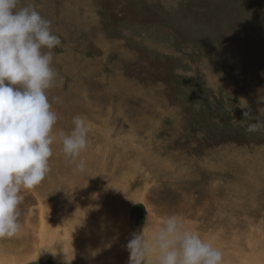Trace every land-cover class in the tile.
<instances>
[{
  "label": "rangeland",
  "instance_id": "374dc122",
  "mask_svg": "<svg viewBox=\"0 0 264 264\" xmlns=\"http://www.w3.org/2000/svg\"><path fill=\"white\" fill-rule=\"evenodd\" d=\"M27 5L61 39L50 93L58 97L60 84L63 96L77 73L92 114L103 106L110 118L112 139L134 138L152 164L126 170L128 177L140 167L137 193L125 199L126 233L144 230L152 243L174 216L221 250L223 264H264V128L246 131L264 124V0H18L17 10ZM138 118L151 122L130 134ZM21 196L20 225L29 215L39 223L43 200ZM12 240H0V264L17 255L8 252ZM43 244L35 256L28 245L23 264H74ZM153 255L147 264H158ZM87 256L77 264H88Z\"/></svg>",
  "mask_w": 264,
  "mask_h": 264
},
{
  "label": "clouds",
  "instance_id": "9594fccd",
  "mask_svg": "<svg viewBox=\"0 0 264 264\" xmlns=\"http://www.w3.org/2000/svg\"><path fill=\"white\" fill-rule=\"evenodd\" d=\"M17 5L18 0H0V240L18 235L20 193L40 186L51 170L52 133L58 121L48 93L58 76L52 67V49L61 45V39L33 5L19 10ZM73 124L71 133L61 139L68 163H75L86 150L90 131L82 117H74ZM261 128L264 124L252 123L246 131ZM76 168L84 172L85 161L76 163ZM126 247L129 264H147L156 251L158 264H223L221 250L185 230L174 216L165 221L152 243L143 230L134 233Z\"/></svg>",
  "mask_w": 264,
  "mask_h": 264
},
{
  "label": "bare ground",
  "instance_id": "6f19581e",
  "mask_svg": "<svg viewBox=\"0 0 264 264\" xmlns=\"http://www.w3.org/2000/svg\"><path fill=\"white\" fill-rule=\"evenodd\" d=\"M81 66L83 67V64ZM84 72L90 80L92 73L88 69ZM71 76H73L72 82L68 83L69 86L66 91L64 90L63 96L60 97L63 91L60 84L56 87L58 97L50 93V90L48 93L54 105L52 109L58 116L52 133L55 139L51 146L53 149V156L50 158L51 170L40 186L32 191L25 190L20 193V195L29 194L33 200H38V202L43 200L45 207L40 204L37 209L39 223L37 221L33 225L31 215H29L15 237L18 239L17 243H14V238L8 243L10 248L8 252L17 255L10 256L7 264L26 262L29 258L25 253L29 250L27 249L30 244L28 238H33L36 243L34 248L29 245L31 250L41 248L44 245L43 241L47 239L53 245L49 251L57 252L56 258H66L74 264L88 259V254L92 258L88 264H109L112 258L122 264H129L130 253L126 245L133 235L132 233L128 235L125 229L124 216L126 210L130 208L125 199L132 200V196L137 193V190L134 192L132 188L140 183L136 175L140 173L138 172L140 167H136L135 172L128 177L129 172L127 173L126 170L130 167L134 168L139 162L141 166L149 169L151 163L141 156L140 148L133 144L134 138L120 134L116 136V139H112L113 132L112 134L110 132L112 122L110 118H106L103 106L102 108L97 107L101 113L92 114L96 107L87 102L85 96L81 94L85 92V87L80 82L81 78L75 72L71 73ZM52 98L58 99L53 100ZM76 116L85 120L90 131L87 134L86 150L81 153L75 163H68L62 151L61 139L62 134L69 135L74 129L73 118ZM93 121L101 124L96 125ZM143 122H151V120L136 119L129 124V133L135 135L137 128ZM112 147L113 154L107 163L105 155ZM129 150L131 153L128 156ZM120 156L122 159H119ZM80 160L86 163L84 172L76 168V163ZM31 210L34 209L31 208ZM38 251H34L32 255L35 256ZM99 260L101 261L98 262Z\"/></svg>",
  "mask_w": 264,
  "mask_h": 264
}]
</instances>
